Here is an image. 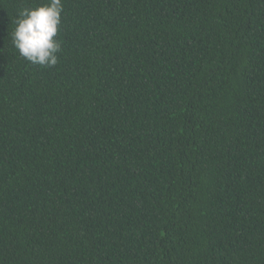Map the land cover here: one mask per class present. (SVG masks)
I'll list each match as a JSON object with an SVG mask.
<instances>
[{"label":"trees","instance_id":"16d2710c","mask_svg":"<svg viewBox=\"0 0 264 264\" xmlns=\"http://www.w3.org/2000/svg\"><path fill=\"white\" fill-rule=\"evenodd\" d=\"M0 0V264H264V0H61L55 66Z\"/></svg>","mask_w":264,"mask_h":264},{"label":"clouds","instance_id":"9594fccd","mask_svg":"<svg viewBox=\"0 0 264 264\" xmlns=\"http://www.w3.org/2000/svg\"><path fill=\"white\" fill-rule=\"evenodd\" d=\"M61 0H48L34 8L22 9L15 20L12 43L20 56L32 64L52 67L61 45L55 37L61 24Z\"/></svg>","mask_w":264,"mask_h":264}]
</instances>
